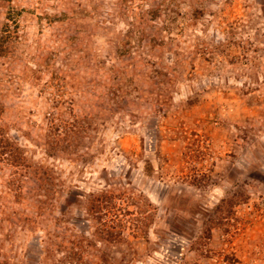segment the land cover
<instances>
[{
	"label": "rangeland",
	"instance_id": "rangeland-1",
	"mask_svg": "<svg viewBox=\"0 0 264 264\" xmlns=\"http://www.w3.org/2000/svg\"><path fill=\"white\" fill-rule=\"evenodd\" d=\"M0 264H264V0H0Z\"/></svg>",
	"mask_w": 264,
	"mask_h": 264
},
{
	"label": "trees",
	"instance_id": "trees-1",
	"mask_svg": "<svg viewBox=\"0 0 264 264\" xmlns=\"http://www.w3.org/2000/svg\"><path fill=\"white\" fill-rule=\"evenodd\" d=\"M8 1V0H7ZM91 1L92 0H88V3H90L91 4ZM76 7V6H75ZM104 6L103 5H101L100 6V8H103ZM41 9L42 10H44L45 12H47L48 10H49V8H48V6L44 3V2H41ZM13 11H11V13H9L8 14V20H10L11 18H12V13ZM8 28H9V25H5L4 26V32H3V35H2V41H5V40H7V39H9L10 38V34H9V30H8ZM10 156H11V154H10Z\"/></svg>",
	"mask_w": 264,
	"mask_h": 264
}]
</instances>
